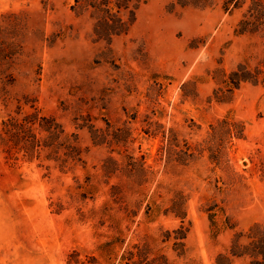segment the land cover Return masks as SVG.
Returning <instances> with one entry per match:
<instances>
[{
    "label": "rangeland",
    "instance_id": "1",
    "mask_svg": "<svg viewBox=\"0 0 264 264\" xmlns=\"http://www.w3.org/2000/svg\"><path fill=\"white\" fill-rule=\"evenodd\" d=\"M212 1L200 9L147 0L108 49L91 42L72 0H0V42L20 48L7 71L14 82L0 75V123L33 105L78 134L84 161L61 171L44 153L8 155L0 144V264H118L142 244L169 264H215L234 232L264 223V86L227 85L240 63L264 78V39L234 32L250 0L231 11ZM83 117L98 129H125L126 144L93 145L76 127ZM223 120L239 124L240 137L226 135ZM210 125L219 128L214 137ZM170 129L167 163L162 131ZM128 156L144 162L143 174L125 171ZM107 158L118 168L109 175ZM180 226L179 257L172 239L162 240Z\"/></svg>",
    "mask_w": 264,
    "mask_h": 264
},
{
    "label": "trees",
    "instance_id": "2",
    "mask_svg": "<svg viewBox=\"0 0 264 264\" xmlns=\"http://www.w3.org/2000/svg\"><path fill=\"white\" fill-rule=\"evenodd\" d=\"M146 2L147 0H72L70 9L76 17H85L90 23L89 38L91 42L104 44L109 49L115 38L128 34L135 22L138 9ZM212 4V0H174L172 3L173 6L181 8L200 9L210 7ZM244 4V0H223L222 8L224 11L237 10L241 9ZM19 22L20 18L16 16L12 20L11 26L17 28ZM234 32L237 35H255L264 39V0H250L242 12ZM19 50V45L16 42L8 44L0 42V75H4L6 85L14 82L12 74L7 73V71L12 64L11 60L18 54ZM261 73L260 69H250L246 64L240 63L229 73L227 85L233 89L246 82L264 86V78H259ZM25 103L27 104V102ZM18 108L21 107L18 106ZM30 108L33 111L24 113L21 117L8 115L6 119L1 120L0 144L5 147L4 151L8 155L20 152L28 159L39 158L41 153H44V158L53 161L61 171L71 170L76 165L83 164V149L79 144L78 134L67 133L54 116L42 114L33 105ZM80 119L82 123H76V127L87 130L93 145L126 144L128 134L125 129L116 128L109 132L108 123H106L107 128L103 130L95 128L89 118ZM219 124L229 126L224 132L226 135L240 137L242 129L239 124L227 123L225 120L220 121ZM210 129L211 137L219 132V128L212 125H210ZM162 136L165 140L163 156L165 161L170 163L173 160V147L175 146L174 134L170 129L168 133L162 131ZM127 158L125 171L129 175H141L145 172L143 161H136L132 156ZM117 170V163L113 158L104 160L102 171L105 175L112 174ZM261 171L264 175V161L261 164ZM118 193L119 187L112 186L111 197L115 198ZM179 209L174 212L175 215L183 216ZM207 212L212 225H214V231L217 232L218 228L213 221L214 209H207ZM226 220L224 227L234 230L235 226L229 224L228 219ZM186 234L187 230L180 226L171 231L167 230L162 241L167 242L172 239L171 248L180 257L186 251L184 243ZM234 258L244 259L246 264H264V223H254L246 231L234 232L227 251L217 255L215 264H231ZM118 264L169 263L164 255L150 257L148 245L142 244L134 245L131 249H125Z\"/></svg>",
    "mask_w": 264,
    "mask_h": 264
}]
</instances>
